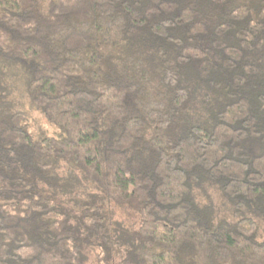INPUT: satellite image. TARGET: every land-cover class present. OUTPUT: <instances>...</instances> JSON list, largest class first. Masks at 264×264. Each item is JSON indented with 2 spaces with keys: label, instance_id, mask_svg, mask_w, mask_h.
I'll list each match as a JSON object with an SVG mask.
<instances>
[{
  "label": "trees",
  "instance_id": "1",
  "mask_svg": "<svg viewBox=\"0 0 264 264\" xmlns=\"http://www.w3.org/2000/svg\"><path fill=\"white\" fill-rule=\"evenodd\" d=\"M0 264H264V0H0Z\"/></svg>",
  "mask_w": 264,
  "mask_h": 264
},
{
  "label": "rangeland",
  "instance_id": "2",
  "mask_svg": "<svg viewBox=\"0 0 264 264\" xmlns=\"http://www.w3.org/2000/svg\"><path fill=\"white\" fill-rule=\"evenodd\" d=\"M25 114H28V126L31 134L35 135L40 130L46 132L47 134L54 133V127L47 124V122L37 113L30 111V108L26 106Z\"/></svg>",
  "mask_w": 264,
  "mask_h": 264
}]
</instances>
